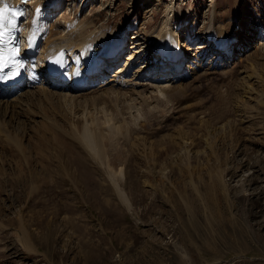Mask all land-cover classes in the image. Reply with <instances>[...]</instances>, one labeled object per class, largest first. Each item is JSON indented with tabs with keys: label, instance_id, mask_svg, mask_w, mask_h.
<instances>
[{
	"label": "rangeland",
	"instance_id": "obj_1",
	"mask_svg": "<svg viewBox=\"0 0 264 264\" xmlns=\"http://www.w3.org/2000/svg\"><path fill=\"white\" fill-rule=\"evenodd\" d=\"M168 4L171 9L164 10ZM40 7L46 32L50 27H74L71 22H82L90 34L122 32L123 50L101 77L83 80L87 83L81 91H68L91 96L105 85L101 80L108 83L111 75L127 69L120 87L116 82L103 87L114 84L123 97L134 99L129 104L136 105L119 116L113 112L128 127L118 136L103 124L101 102H95L94 111L92 103L84 106L93 97L77 98L75 109L69 111L74 105L70 98L64 103L66 92L58 87L39 94L36 86L27 88L30 97L0 108L5 132L10 129L14 135L9 144L0 139V264H264V85L255 86L259 95L247 99V105L233 101L239 93L238 77L249 62L258 73L264 72V0H41ZM166 14L172 35L195 63L190 60L179 67L185 79L179 80L178 73L172 78L175 74L169 70L158 82L149 78L151 73L163 74L155 71L157 58L153 51L141 52V45L134 48L132 35L158 34ZM234 22L240 27L229 54L197 46L214 26ZM215 33H220L219 27ZM226 33L232 35L231 30ZM162 35L167 39L169 33ZM93 47L97 50L99 44ZM190 63L196 65L192 70ZM142 73L146 76H139ZM175 80L189 85L187 97L176 107L165 92H158ZM94 116L104 134L115 136L105 145L103 158L111 159L114 169L121 161L124 174L119 181L110 177L108 164L94 161L74 136L72 127ZM150 117L157 122H148ZM77 118L78 124H73L71 119ZM176 130L193 140L194 152L199 151L177 166L170 162L178 148L170 138L162 140ZM136 134L148 141L139 145L154 144L152 149H139L133 143ZM15 140L19 142L12 144ZM152 156L155 170L165 165L169 179L143 180ZM115 184L128 198V206L118 199Z\"/></svg>",
	"mask_w": 264,
	"mask_h": 264
},
{
	"label": "bare ground",
	"instance_id": "obj_2",
	"mask_svg": "<svg viewBox=\"0 0 264 264\" xmlns=\"http://www.w3.org/2000/svg\"><path fill=\"white\" fill-rule=\"evenodd\" d=\"M17 3H24L26 13H28L26 23H28L29 27H27V29L25 27V29L23 31V33L25 34L23 39H26V36H28V35L33 36L36 34L37 37L39 39H42V41H43L41 47H39L36 51L35 58L34 59L30 58V62H29V71L30 72H29L28 81L26 82L27 87H30L29 89H31V87H35L38 83L45 84V85L41 84L40 86L39 85L36 86L35 91L38 94H39V92L48 93V91H50L49 87H58L60 89H63L66 92L64 94L65 97L63 98L64 103L66 104V100L68 98H70V100H71L70 104L74 105V106H71L72 108H70L69 111L71 109H73V107L75 109V106H76L75 100L77 98H80V99L84 98V100H85L86 97H93V100H92V98H89V99L87 98L84 101V106H86L85 103L90 102L93 105L92 108L95 107V108H93L95 111V109H96L95 105H97L96 103L101 102L102 104H100V106H98V108L103 110L106 114V118H104L103 124L108 125L110 127V130L113 131L114 135L117 133L119 134V130L128 129V127L125 126V125H127L124 123L125 121L123 122L122 120L120 121V120H118V118H115L113 115V112H117L118 116L121 113L129 112L132 108H135L136 104L135 105L129 104L128 101H131L134 99L132 98L130 100V95L123 97V95H125V94L119 93V91H118L119 89L117 90L115 88L114 84L110 85L109 86L110 88H104L103 87L106 84H109V82H116L115 84L118 85V87H120L121 82H122V78L125 75V73L127 72L126 71L127 69L123 70L122 73L117 74L116 77H115V75H111V77L108 79V83L106 82L105 78L103 80H101L100 83L102 82L105 85H102V84L99 85V86H102L101 87L102 89L100 88L101 90L98 89L96 91L90 92L89 94H92L91 96L86 95L88 93H78V94L76 93L74 95H69V91H68V90H70L72 92H74V91L76 92V91H81L83 89L84 85L80 86V82H82V80L87 79V77L85 76V73H89V75L92 76L93 79H96L97 77L99 78V76L101 77L100 74L104 71L103 69L106 68L107 66H109L110 63L113 62L114 59H116L121 54V52L123 50L124 39L119 37L122 34V32L100 33L98 31H95L96 33H94L92 31L93 33L90 34L91 31L89 28L81 27L83 24L82 22H80L78 24H74L71 22V24L74 25V27L67 23L68 26L67 25L64 26V28H62V30H60V31H58V29L54 30L50 27L49 28L50 32H46L45 28L41 26V25H43L42 22L44 23L45 19H46V17H45L46 15L43 14L44 13L42 11L43 9L40 7L41 6V0H0V9L4 8L5 5L8 8H10V7L16 5ZM171 7L172 6L170 4H168L166 9H164V10L168 11L171 9ZM54 9H56V7ZM169 15L170 14H166V18L162 21V28L164 27V29L159 30L158 34L152 35L153 33H148L145 36H143L142 34L134 33L132 35L134 38H136V41L132 42L133 43L132 45L134 46V48L141 45L145 49L144 50L140 47L142 49L141 52L144 51L146 53H149V55H150L151 54L150 52L153 51L152 55L155 56V58H157L156 59V63H157L156 65H158L159 68L155 67L156 68L155 71H156V73L163 72V74L159 75V74L151 73V74H149L150 75L149 78L153 79L155 81H158V82H160L159 80H161L163 78L165 79L168 76L169 70H170V72H173L172 73L173 75L175 74V76H173L172 78H174V77L176 78V76L181 74V72L179 71V69H180L179 67L181 65H183V63H185V62L188 63L190 60L193 61V58H189V56L187 57L186 52L183 51V49H182L183 44H181V42H178L179 39L176 36L174 37L172 35L173 31L171 30V28H169V23H170V16ZM214 18H215V15H214ZM236 24H239V22H234L233 24H231L229 26L224 25V24H223V26L217 25V27H219V29H220L221 34L215 33L217 27L214 26L212 28V30L204 36L207 39L204 41H201L202 43L200 42L197 46L202 48V49L211 48L212 52H213V50H216V51L220 50L221 52L224 51L225 53L229 54L230 51L228 49L232 45L233 39L235 38L236 34L239 33V27L240 26L236 27L237 26ZM233 25H235V27H233L231 29V27ZM21 29H23V26H21ZM228 30L232 31V35H230V37L226 33ZM27 31H28V34H27ZM62 32H65V33H62ZM165 32L169 33L167 39L165 38V36L162 35ZM170 36H173V39H175L176 41L171 39ZM225 36H227V38ZM95 44H99V48L97 50L93 49L94 48L93 46ZM186 45L189 47L190 44L189 45L186 44ZM186 45H185V47H186ZM58 50H61L64 53H66V56L69 59H72V61H74V63L71 66L70 71L68 72L69 82H70L69 84H66L60 78L52 77L50 70L48 69V60L50 59V56L55 54V52ZM198 51H201V50H198ZM111 52H116V54L113 57H110L109 53H111ZM135 52H140V49H135ZM195 55H196V53L194 54V56ZM153 62H155V61H153ZM31 63H34V64L31 65ZM171 63L173 65H171ZM192 63L194 64L195 61H193ZM153 66H154V64H153ZM195 67H196V65L195 66L192 65L191 67L189 66V69L192 70ZM257 69L255 68V64L249 62L247 65V68L245 70H243L242 76L238 77L239 80L236 79L240 82L238 85L239 93L236 94V96L233 98L234 102L241 103L242 101H245V103H246L248 100L253 98V95H255V96L259 95L258 92L255 90V86L256 85H264V72L262 74L258 73ZM66 70H67V68H66ZM164 71H166V72H164ZM225 72H227V71H225ZM177 73H178V75H176ZM106 74H108V72H106ZM139 76H146V75L144 73H142ZM180 76H182V78H180L179 80L186 78V76H183L182 74ZM89 84L91 85V83H89ZM131 84H133V87H134L135 86L134 84H137V83H131ZM188 89H189L188 84H183L182 82L175 80V84H174V82L173 83L166 82L164 84V87L159 89L158 92H161V93L165 92L167 94L166 96H168V98L171 100L169 102H172V106L176 107L177 105L180 104V102L182 103L184 101V99L187 97L186 95L188 93ZM131 92H133V91H131ZM29 93H30L29 91H26V93H25V89H24L22 91H19L16 94L13 93L11 95H6L0 90V108H2V107L3 108L4 107L9 108V107L19 103V99L23 98L25 96H28ZM41 95H42V93H41ZM134 95H135V93H134ZM5 96L11 97L10 100L7 101V98ZM59 96H61V95H59ZM104 96H107V97H104ZM29 97H30V95H29ZM135 97L137 99L141 100V97H139L138 95H135ZM34 99H37V97L35 96ZM47 103H49V100H47ZM146 103H147V105L150 104L147 101H146ZM3 104H4V106H3ZM49 104L51 105V103H49ZM54 104L56 106V109L59 112H61L57 108L58 104L56 102H54ZM23 105H24V107H26V104H23ZM27 105H29V104H27ZM82 105H81V107H82ZM246 105H247V103H246ZM52 107L53 106L51 105V107L49 106L46 109H50ZM174 107H173V109H174ZM234 107H236V105ZM5 109H7V108H4V110ZM223 109L225 110V108H223ZM240 109H242V108H240ZM101 110H97V111L101 112ZM113 110H116V111H113ZM126 110H128V111L125 112ZM94 111H93V113H94ZM106 111L107 112L110 111L112 113L107 114ZM4 113L9 114L10 112H8V113L4 112ZM48 113H51V112L48 111ZM55 113H56V111H55ZM61 113L63 114V112H61ZM103 114H102V116H103ZM107 115H109V116H107ZM94 117L91 118V122L92 123L95 122V124H93V126H92L93 130L90 129V126H91V122H89L90 120L89 121L87 120L88 122L87 121L83 122V124L78 128H76L75 126L72 127V128H74V130H73L74 136H75L76 140L78 141V143L81 145V147L85 149V151L89 154V156L94 161H97L98 163L103 164L104 166H105V163L108 164L107 166L110 167V169L108 168L110 177L112 179L116 178L119 181L120 174L121 173L124 174L123 165H122L121 161H120V163H118V166H120V167H118V169H114L112 166H110V164H112L111 159L107 160V162H106L105 161L106 158L105 159L103 158L104 147L106 144L110 143V141H109L111 139L110 137H113L114 135H113V133H112V135H110V133H109L110 130L108 132H106V133H109L110 137L107 136L108 134L107 135L104 134L105 131L102 132V128L99 126L100 124L102 125V123L99 124V118H96L97 116H94ZM130 117H131V115H130ZM0 121H1V119H0ZM71 121L73 122V124H76V122L78 124V118L76 121H74L72 119H71ZM149 121H153V123L157 122L156 120L152 119L151 117L148 119V122ZM72 122H71V124H72ZM116 122H121V123L120 124L118 123V125H115L114 127L111 125L112 126V128H111L110 124L111 123L115 124ZM4 123H5V120H3V123L0 122V139L2 141L5 140V141H7V143L8 142L10 143V141L13 140L14 135L12 136L10 134V133H12L10 129L7 132H5L6 127L3 125ZM87 123H90V125L89 124L87 125ZM157 124H159V123H157ZM148 126H151V123H149ZM160 127H162V126H160ZM95 128H97L98 130H96ZM118 134L116 136H118ZM121 134L122 133H120V135ZM185 135L186 134H184V132L182 130H176L174 135H172V133H170V134H166V136H164L163 138L161 136L162 140H164L166 138H170L169 140H171V141H169V142L174 147L178 148V151H176L174 157L172 158V161L170 162L176 166L179 164H184L183 163L184 159L189 160V155L191 154V152L196 153V154L199 152V151H195V152L193 151L194 142H193V140H189L188 137H185ZM122 136L124 139L127 138L123 134H122ZM136 136H139V134H136ZM144 138H146V136L145 137L139 136V137L135 138L133 143H136V144L138 143L137 145H139V144L145 145V143H147L148 141L146 142V139H144ZM143 139L145 141H143ZM17 140H19V139H17ZM115 140H117V138ZM15 142L18 143L19 141L17 142L15 140V141H13L12 144H14ZM111 144H112V141H111ZM113 144H114V142H113ZM17 145H16V148H17ZM141 145H139L140 146L139 149L141 148V149L146 150V148L148 146L151 148L154 144L148 143V145H146L145 147H143ZM207 145L209 147V144H207ZM17 149L19 150V148H17ZM209 149H211V147H209ZM107 150H108V148H107ZM147 151H149V149ZM209 151H210V153L212 152V150H209ZM141 152H142V150H141ZM149 153H150V151H149ZM106 154H108V153H106ZM115 154L116 153H114V158H117L118 155L116 154L117 156H115ZM154 155H159V154L157 152V153H154L153 156ZM144 156L146 157L147 155L145 154ZM153 156L151 157V159H149L151 162L147 161L148 162L147 168L143 172V176L145 177L143 180L147 183V181H149L148 180L149 177L150 178L157 177L162 181L164 179H169L170 178L169 171H167V167L165 165H161L159 169L155 170V166H154L155 163L152 162ZM119 160H121V159H119ZM189 167L190 166L188 164L185 165V170H186L187 176L189 177V179L191 181L192 177H193V172L190 171ZM114 187H115L114 191L117 194L118 199L124 205L128 206L129 202H128V198L126 197L125 193L120 188H118L116 186V184L114 185ZM22 233H23V236L26 240V243L31 244L29 242L30 240L28 238L29 237L28 233L26 234L23 231H22Z\"/></svg>",
	"mask_w": 264,
	"mask_h": 264
},
{
	"label": "snow or ice",
	"instance_id": "obj_3",
	"mask_svg": "<svg viewBox=\"0 0 264 264\" xmlns=\"http://www.w3.org/2000/svg\"><path fill=\"white\" fill-rule=\"evenodd\" d=\"M7 11H10V9L6 5L4 8L0 9V20L4 18V13ZM0 35H2V33H0Z\"/></svg>",
	"mask_w": 264,
	"mask_h": 264
}]
</instances>
